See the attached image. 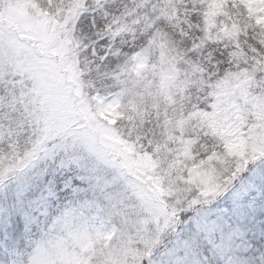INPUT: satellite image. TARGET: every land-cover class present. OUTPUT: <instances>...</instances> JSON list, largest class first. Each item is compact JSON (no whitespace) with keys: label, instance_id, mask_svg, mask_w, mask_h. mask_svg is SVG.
<instances>
[{"label":"snow or ice","instance_id":"1","mask_svg":"<svg viewBox=\"0 0 264 264\" xmlns=\"http://www.w3.org/2000/svg\"><path fill=\"white\" fill-rule=\"evenodd\" d=\"M216 2L36 0L0 21V264H264V0ZM109 111L117 134L153 112L161 129L126 138L153 177L131 195L101 167Z\"/></svg>","mask_w":264,"mask_h":264},{"label":"rangeland","instance_id":"2","mask_svg":"<svg viewBox=\"0 0 264 264\" xmlns=\"http://www.w3.org/2000/svg\"><path fill=\"white\" fill-rule=\"evenodd\" d=\"M13 5L19 4L21 7L13 6L10 11H6L3 15H0V21H2L5 24H11L13 26L16 25H25L28 23V14L30 13V5L35 4L36 0H11ZM214 7H218L219 4L216 2V0H213ZM41 4L46 3L44 0H40ZM264 19V18H262ZM102 95H110V93L102 94ZM99 118L103 120L108 126L109 130H105L101 133L99 143H105L109 150H121V152L124 154L125 157V164L129 171H131V174H137L141 179H148L149 175V168L147 167V173L141 172L140 170H136V167L134 163H132L131 160L134 161V155L133 151L134 149L132 145L127 143L126 138L129 135H125L122 139L121 134H117L114 130H112V125L117 120V114L113 111L109 112H101L99 113ZM130 120L123 119L122 124L125 125L123 129L120 130L121 132H124V128H129ZM5 127L4 130H7V122H3ZM139 123V122H138ZM133 139H135V136H131ZM142 169V167H141ZM112 177V176H110ZM117 181H118V177ZM118 185V182L115 184V186ZM117 192H125L126 195H131L129 191H123V188H116ZM98 195V193H97ZM99 196V195H98ZM101 199L103 197L101 196ZM108 205L102 204V207H107ZM72 207H75L74 205ZM77 215L81 217L78 220L73 221L74 223L83 225L86 235H85V243L89 246L92 245H99L101 243L106 244L107 239L110 237V229L112 227V224L109 222L108 216L104 212H98L97 209L92 208H84L79 209L77 211ZM67 264H79V261L76 259L75 255L70 252L67 260Z\"/></svg>","mask_w":264,"mask_h":264},{"label":"trees","instance_id":"3","mask_svg":"<svg viewBox=\"0 0 264 264\" xmlns=\"http://www.w3.org/2000/svg\"><path fill=\"white\" fill-rule=\"evenodd\" d=\"M47 2V0H44ZM219 12V6L213 7V9L210 11L209 16H215ZM111 81H96L95 87L99 88L101 91V94H107L111 93L112 91H118L117 89H109L106 88L105 85H110ZM151 110V109H150ZM150 119L149 123H146L143 127L139 126V123L137 122L136 126H133V123L130 122L129 128H124V132H121L122 139L125 135H131L135 136H144L147 135L152 140H157L160 137L161 129L157 126V121L155 119V113L153 112V116ZM125 125L122 124V121L119 123L120 130L123 129ZM145 145H147V141H144ZM133 149V148H132ZM97 150L100 154V163L101 167H107L109 170V175L118 177V185L112 186L108 189V191L116 193L117 187L122 189L123 191H126L129 186L132 185L133 181L139 179L141 182L143 181H149L151 182L153 180V177L148 176V179H141L137 174H131L132 172L128 170L125 164V157L124 154L121 152V150H109L108 146L105 143H99L97 144ZM132 163H134L136 170H140L141 172L147 173V167H150V164L147 160L144 159H138L134 157V161L131 160ZM142 167V169H141ZM130 192V191H129ZM131 193V192H130ZM99 196H102L101 193L98 192ZM167 243V241H165Z\"/></svg>","mask_w":264,"mask_h":264}]
</instances>
